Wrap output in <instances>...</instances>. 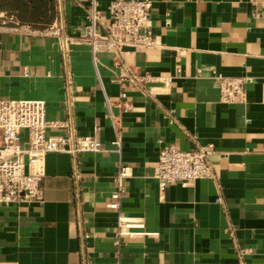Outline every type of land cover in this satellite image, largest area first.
Listing matches in <instances>:
<instances>
[{"label": "crops", "instance_id": "obj_1", "mask_svg": "<svg viewBox=\"0 0 264 264\" xmlns=\"http://www.w3.org/2000/svg\"><path fill=\"white\" fill-rule=\"evenodd\" d=\"M97 1L109 22L113 0ZM148 1L157 45L126 61L162 81L147 91L128 87L129 113L107 105L122 92L114 56L98 53L95 61L91 47L77 42L91 0H59L61 38L0 28V100L42 101L48 120L71 121L76 136L94 135L104 146L47 155L43 200L0 206V263L264 264V0ZM218 75L249 77L247 100L222 103ZM117 135L120 154L111 146ZM171 145H212L216 178L161 195L154 173ZM121 165L132 174L120 210L155 236L116 235L118 212L109 206Z\"/></svg>", "mask_w": 264, "mask_h": 264}, {"label": "built area", "instance_id": "obj_2", "mask_svg": "<svg viewBox=\"0 0 264 264\" xmlns=\"http://www.w3.org/2000/svg\"><path fill=\"white\" fill-rule=\"evenodd\" d=\"M151 9L152 3L148 0H113L108 8L109 22L104 20V13L99 9L97 0H91L85 9V36L77 42L91 47L95 61L98 53L113 55L115 66L121 70L118 76V83L122 88L120 99L117 102L108 99L109 110L117 108L123 113H129L133 104L128 100V87L147 91L149 85L162 81L160 77L135 72L126 61V56L131 52L157 45L156 39L148 32ZM11 23L15 25L11 27ZM4 26H9L6 29L12 32L37 33L32 27L21 25L13 17L1 12L0 28ZM41 33L61 38V22L57 20ZM66 43L65 40L62 46H66ZM215 79L222 103L235 105L247 100L246 85L250 81L249 77L228 78L218 75ZM76 101L77 97L71 96L69 107L72 108ZM108 117L116 122L111 112ZM64 126L69 129V135L48 134L50 128ZM100 130V127H96L95 134ZM111 146L118 154L121 153L122 139L119 135L111 142ZM103 148L102 141L94 135L76 136L71 121L63 123L48 120L47 108L42 101L0 100V206L43 200L41 184L46 175L47 155L61 153L78 156L99 153ZM213 148L209 145L182 151L172 145L163 147L154 173L160 194L163 195L171 185L178 184L185 188L192 182L215 179L209 158ZM131 174L129 167L120 166L117 190L112 194L113 202L109 206L118 212L116 235L118 239L155 236L144 231L143 219L128 217L120 210L124 179Z\"/></svg>", "mask_w": 264, "mask_h": 264}, {"label": "trees", "instance_id": "obj_3", "mask_svg": "<svg viewBox=\"0 0 264 264\" xmlns=\"http://www.w3.org/2000/svg\"><path fill=\"white\" fill-rule=\"evenodd\" d=\"M1 12L13 17L21 25L47 29L60 16L59 0H0Z\"/></svg>", "mask_w": 264, "mask_h": 264}]
</instances>
